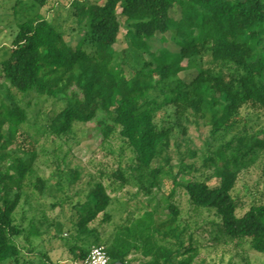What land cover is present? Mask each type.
Instances as JSON below:
<instances>
[{"label": "trees", "instance_id": "1", "mask_svg": "<svg viewBox=\"0 0 264 264\" xmlns=\"http://www.w3.org/2000/svg\"><path fill=\"white\" fill-rule=\"evenodd\" d=\"M37 1L44 4L47 0ZM74 5L78 20L88 22L85 40L93 44V52L82 42L70 45L63 32L38 13L19 24L10 55L3 61L4 74L20 92L64 95L63 107L49 124L51 134L67 133L76 121H95L102 142L119 137L132 152L136 168H149L158 159L160 165L150 170L147 192L160 185L159 176L172 159L174 126L156 119L163 108H174L176 122L188 116L201 118L213 135L241 121L244 111L264 119V0H106L103 4L74 0ZM118 8L129 23L133 47L150 51L149 38L160 35L166 41L165 35L174 30L178 50L162 47L159 54L152 52L157 63L151 66L146 62L127 77L115 60L121 28ZM176 8L178 19L172 16ZM207 54L211 66H200L190 80L178 76ZM157 90L163 91L161 99L155 94ZM26 119L23 107L0 103L1 148L10 140L6 127L14 136ZM261 151L264 126L257 132L235 135L208 159L214 166L213 176L183 183V187L192 205L212 211L226 236L248 241L252 248L264 252V202L251 203L243 210L233 195L241 171L249 168ZM29 170L19 155L5 169L0 168V264H27L20 262L21 250L15 239L24 230L14 217L21 192L11 197L8 189H20ZM115 173L127 180L121 168ZM37 181L43 190L45 180L39 177ZM96 184L95 203L78 215L74 224L77 236L69 250L75 264L90 252L78 241L80 234L93 233L90 224L101 213L104 220L110 218L106 209L111 196L102 181ZM166 208L165 217L145 208L118 226L114 239L106 245L111 260L122 264L139 259L143 264H191L188 254L194 249L193 234L186 242L188 228L180 220L177 203L168 200ZM139 254L140 258L132 256Z\"/></svg>", "mask_w": 264, "mask_h": 264}, {"label": "rangeland", "instance_id": "2", "mask_svg": "<svg viewBox=\"0 0 264 264\" xmlns=\"http://www.w3.org/2000/svg\"><path fill=\"white\" fill-rule=\"evenodd\" d=\"M90 1L103 4L106 0ZM38 13L57 26L70 45L76 47L82 42L88 51L95 49L89 40H85L88 22L78 20L74 0H47L44 4L37 0H0V103L21 106L27 112L26 121L14 136L6 127L5 134L10 140L6 147H0L1 169H5L17 155L22 156L30 166L21 188L10 186L8 189L11 197L21 192L20 204L14 213L16 222L24 228L15 237L21 250L20 262L75 264L69 250L77 236L74 224L78 215L95 203L93 190L96 183L102 181L111 196L106 209L110 218L104 220L101 213L90 224L95 231L80 234L82 239L78 241L86 248L109 245L117 227L124 224L128 217L142 213L145 208L165 217L167 201L171 200L180 207V220L187 225L186 242L189 234H193L194 249L188 254L192 256L191 264H264V252L252 248L248 241L226 236L212 211L192 205L183 187V183L213 176L214 166L208 159L215 156L219 145L235 135L257 132L264 126L263 117L244 111L241 121L213 135L211 127L201 118L188 116L182 122H176L174 108H163L156 119L160 124L174 126L170 149L172 159L170 167L159 176L160 185L147 192L150 170L160 165L158 159L149 168H136L132 152L119 137L102 142V134L95 121H76L67 133L60 136L51 134L49 124L63 107L64 95L51 97L34 90L23 93L15 89L5 76L3 61L10 55L19 24ZM118 16L121 28L115 43V60L127 77L133 76L146 62L154 66L157 63L154 54H159L162 47L178 50L174 30L165 35L166 41H162L160 35L149 38L150 51L133 47L128 37L129 23L121 14V8H118ZM172 16L179 18L177 8L172 11ZM184 64L187 65V60ZM200 66H211L209 54L178 76L190 80ZM224 71L228 72V69ZM155 94L159 99L163 97L162 90H157ZM119 168L124 171L126 181L116 175ZM39 177L45 180L43 190L37 187ZM174 187V194L170 195ZM233 195L243 204V210L251 203L264 202V151L249 168L241 171Z\"/></svg>", "mask_w": 264, "mask_h": 264}, {"label": "built area", "instance_id": "3", "mask_svg": "<svg viewBox=\"0 0 264 264\" xmlns=\"http://www.w3.org/2000/svg\"><path fill=\"white\" fill-rule=\"evenodd\" d=\"M90 248L87 258L78 264H110L111 258L105 245L98 244Z\"/></svg>", "mask_w": 264, "mask_h": 264}, {"label": "crops", "instance_id": "4", "mask_svg": "<svg viewBox=\"0 0 264 264\" xmlns=\"http://www.w3.org/2000/svg\"><path fill=\"white\" fill-rule=\"evenodd\" d=\"M133 257H139L140 258V254L139 255H132ZM143 260L142 259H139V260H136L135 262H134V264H139L140 262H142ZM117 262V261H116ZM115 261H112L111 260V262H110V264H114V263H116Z\"/></svg>", "mask_w": 264, "mask_h": 264}, {"label": "water", "instance_id": "5", "mask_svg": "<svg viewBox=\"0 0 264 264\" xmlns=\"http://www.w3.org/2000/svg\"><path fill=\"white\" fill-rule=\"evenodd\" d=\"M114 264H122V262L121 261H117L116 263H114Z\"/></svg>", "mask_w": 264, "mask_h": 264}]
</instances>
